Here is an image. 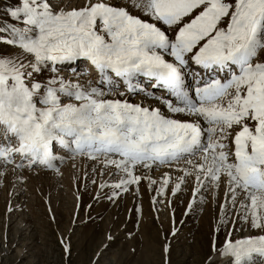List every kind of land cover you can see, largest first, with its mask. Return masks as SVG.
Segmentation results:
<instances>
[{
    "label": "snow or ice",
    "instance_id": "obj_1",
    "mask_svg": "<svg viewBox=\"0 0 264 264\" xmlns=\"http://www.w3.org/2000/svg\"><path fill=\"white\" fill-rule=\"evenodd\" d=\"M6 13L0 183L9 171L60 175L56 161L82 158L89 183L98 169L109 177L96 201L143 183L163 203L191 181L185 214L223 184L225 239L204 264L264 258V0H19ZM80 60L84 83L63 74ZM243 225L256 231L233 240ZM60 242L70 254V238Z\"/></svg>",
    "mask_w": 264,
    "mask_h": 264
},
{
    "label": "rangeland",
    "instance_id": "obj_2",
    "mask_svg": "<svg viewBox=\"0 0 264 264\" xmlns=\"http://www.w3.org/2000/svg\"><path fill=\"white\" fill-rule=\"evenodd\" d=\"M63 2L80 6L84 0ZM17 3L0 0V24L10 20L6 9ZM59 169L60 175L44 169L9 171L0 183V264H164L165 258L169 264H204L210 246L225 239L223 225L216 232L222 188L216 201L209 191L205 203L185 214L191 181L189 191L158 197L163 203L153 204L155 193L143 183L138 195L129 191L111 201L104 196L110 192L106 188L96 201L107 174L101 177L98 169L96 183H89L85 172L90 173V167L82 158L69 159ZM231 218L237 219L235 214ZM255 231L243 225L232 239H244ZM61 238L66 242L70 238V254ZM165 244L167 254L162 251Z\"/></svg>",
    "mask_w": 264,
    "mask_h": 264
},
{
    "label": "bare ground",
    "instance_id": "obj_3",
    "mask_svg": "<svg viewBox=\"0 0 264 264\" xmlns=\"http://www.w3.org/2000/svg\"><path fill=\"white\" fill-rule=\"evenodd\" d=\"M73 1H75V0H73ZM119 1H121V3L123 2V0H116V2H119ZM65 3V2H64ZM81 61H83V60H80V61H76V62H74L72 65H68V66H65L64 67V72L65 71H68L67 72V74H66V76L68 77V78H70V79H72V80H79L81 83H84L85 82V80L87 79V77H81V76H79V75H77V74H79V73H82V72H84L85 70H89L90 71V69H83L82 67L80 68V64H79V62H81ZM156 94H159V91L158 90H153ZM140 99H142V97L141 96H137V97H135V100H137V101H139ZM59 154L60 155H65V153L63 152V151H60L59 152ZM71 160V159H70ZM56 164H57V166L59 167V166H61L62 164H60L59 163V161H56L55 162ZM41 170V169H40ZM39 170V171H40ZM45 171V170H44ZM49 171V170H48ZM221 188L223 189V191H224V186H223V184L221 185ZM237 207H238V205H237ZM254 259H255V261H256V264H261V261L263 260V258L261 259L260 257H254Z\"/></svg>",
    "mask_w": 264,
    "mask_h": 264
}]
</instances>
